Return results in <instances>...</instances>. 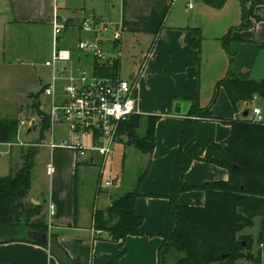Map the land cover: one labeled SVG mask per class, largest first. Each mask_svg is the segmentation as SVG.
<instances>
[{
	"label": "crops",
	"instance_id": "obj_1",
	"mask_svg": "<svg viewBox=\"0 0 264 264\" xmlns=\"http://www.w3.org/2000/svg\"><path fill=\"white\" fill-rule=\"evenodd\" d=\"M42 1L41 5L33 8L28 6L27 0H0V25L42 21L51 24L53 32L55 19L59 22L68 19L69 24L64 26V32L57 42L59 44L65 30L73 26L74 18H78L77 42L95 37L93 32L80 28L83 19H93L100 24L96 36L108 38L113 28L121 32L118 39L119 62L124 36L154 37L145 58L137 71L130 74L129 79L135 84L134 104L141 119L145 123L150 115L158 116V119L155 122L152 152L140 151L141 156L135 154V160L130 165L137 166L136 172L127 182L130 187L124 186L116 177L108 185L111 187L116 184L115 188H103L100 176L104 165H100L91 204L84 201L79 204L76 200L73 173L82 162H97L94 157L96 154L81 157L75 149L66 145L50 148L46 145L49 132L45 131L41 141H46L39 143L40 146L37 147L49 148V161L46 163L48 188L40 192L38 197L28 193V198L34 204H42L48 233L56 236L72 264H158V248L162 241L161 234L165 228L169 205L167 195L184 116L174 112L175 102H187L190 105L197 100L201 107L210 104L213 117L200 119L197 123L196 142L200 157L204 155L208 143L220 142L229 135L230 125L223 119L240 118L247 111L249 118L264 121L262 110L258 116L252 112L254 107L259 108L257 105L250 108L261 97H254L248 102L241 101L235 110L220 86L216 99L211 103L217 82L227 74L229 68L240 79L264 80V0H244L246 8L253 3L248 26L241 25L243 21L240 0H195L191 9L187 8L188 0H99V3L106 1L109 7L106 19H103L94 6L86 10V3L93 0H74L75 4H81V1L83 3L73 10L72 5H66L68 0H61V3L60 0H46L48 5L45 0ZM194 29H198L200 33L198 49L193 46ZM86 34L89 35L88 38H85ZM226 35L229 37L228 52L223 44ZM4 38L0 29V65L6 63V58H12V55L6 56ZM100 42L103 45L102 40ZM109 42V46L104 45V49L112 52L113 45ZM54 45L53 36L52 51ZM76 45L77 43L69 48L72 52L70 66L74 69L87 65L91 69V57L86 52L77 50ZM26 108L28 112V105ZM22 117L27 116H16L18 121ZM56 126L63 127L64 130L56 133ZM56 126L53 128L54 135L61 134L65 139V126ZM38 135V125L23 127L18 129L17 138L23 136L25 139L20 138L16 143L0 144V176L9 173L12 163L20 162L23 148L29 145L30 139L38 140ZM13 146L17 147L14 150L17 158L10 157L6 161L4 156L12 153ZM126 146L133 147L124 144V149ZM63 150L66 151L64 156L61 154ZM48 164L52 166L50 173L47 172ZM227 177L225 168L202 159L195 160L184 174V180L194 186L213 180H225ZM104 186L108 187L105 183ZM135 187L143 194L135 200L136 212L143 217L140 233L127 235L120 246L118 242L109 239L105 232L97 233L94 230L92 212L94 208L106 209L114 198ZM204 200V191L199 188L184 191L177 198L180 204L195 206L203 205ZM0 264L61 263L47 248L39 244L6 241L0 243Z\"/></svg>",
	"mask_w": 264,
	"mask_h": 264
},
{
	"label": "trees",
	"instance_id": "obj_2",
	"mask_svg": "<svg viewBox=\"0 0 264 264\" xmlns=\"http://www.w3.org/2000/svg\"><path fill=\"white\" fill-rule=\"evenodd\" d=\"M240 2L241 25L248 26L253 3L246 8L245 1ZM194 31L193 46L198 49L200 33L198 29ZM228 40L226 35L223 44L227 52ZM119 66L117 58L97 68H102L99 69L100 74L113 75ZM220 86L235 110L241 101L264 98V80L240 79L232 73L231 68L217 82L211 103L216 99ZM28 108L34 111L39 129L38 140H42L49 128L48 115L38 101L30 103ZM212 117L210 104L201 107L197 100L190 103L183 116L167 195L169 205L165 228L158 248V264H166L167 257L174 252L181 253L174 264H242L245 260L259 264L261 261L259 254L254 257L253 238L244 230L258 218L259 242L264 241V121L249 118L248 115L223 119L230 125L229 135L220 142L208 143L204 155L200 157L196 142L197 123L200 119ZM157 119L158 116H148L143 132L139 133L141 116L138 113L130 114L119 121L116 138L141 152L151 153ZM17 134L16 117L0 118V144L16 143ZM37 151L38 147L34 144L23 148L20 162L12 163L9 173L0 176V235L6 237L7 241L33 242L26 237L29 229L48 233L42 204H34L28 198L33 159ZM197 159L225 168L227 179L213 180L199 186L187 183L184 174ZM194 188L204 191L203 205H184L177 201L180 193ZM141 195L135 187L114 198L106 209L94 208L92 227L105 232L109 239L122 246L127 235L140 233L143 217L136 212L135 200ZM49 235L56 239L54 234ZM63 252L64 259L59 262L72 264L66 252ZM224 254L227 255L222 258Z\"/></svg>",
	"mask_w": 264,
	"mask_h": 264
},
{
	"label": "rangeland",
	"instance_id": "obj_3",
	"mask_svg": "<svg viewBox=\"0 0 264 264\" xmlns=\"http://www.w3.org/2000/svg\"><path fill=\"white\" fill-rule=\"evenodd\" d=\"M73 1L74 0H68V3L66 4L68 6L72 5V10L74 7H77V5H82L83 3L81 1V4H75ZM44 2L46 3V0ZM59 2L61 3V0ZM42 3V0H27L28 6L33 8H36V6H39ZM46 5L48 4L46 3ZM92 6L96 8V11L98 10V12L102 14L103 19H106L108 15L107 13L109 12V7L106 1L99 3V0H93V2L86 3L85 8L86 10H89ZM74 19L73 26H70L65 30L64 37L59 41V48H70L77 43L79 32L76 24L78 18ZM61 23L66 26L67 23L69 24V21L68 19H64ZM0 29L2 35L4 34L5 36L3 39V45L6 56L8 57L12 55V58H6V63L4 65H0V118H14L21 114H24L27 117L32 116L34 115V111L30 109L26 112V107L33 100H39L42 105H47L50 102L49 96L43 93L42 86L47 84L51 77L50 68L45 66L44 62L51 58L53 47L52 25L42 21H32L27 23L12 22L0 25ZM88 36L89 35L86 34L85 38H88ZM153 39V36L151 38L134 36L123 37L119 66V75L121 78L129 79L130 74L137 71V68L145 58ZM102 43V46L106 49L110 42L108 39H104L102 40ZM85 67L87 69L89 68L87 65H85ZM254 105H257L259 109L262 110V117L264 118V98L256 99L251 104L250 108ZM144 126L145 120L141 119L138 128L139 133L143 132ZM63 130V127H55L56 133ZM20 138L25 139L23 136ZM20 138H17V140ZM63 138L64 137H62L61 134L55 135L56 142H60ZM84 140L88 142L89 136H85ZM45 141L46 140L39 141L33 138L28 141L29 145L27 144L26 147L33 144L35 146H40L39 143ZM123 143V141L116 140L112 145L111 152L108 154L106 161L104 162L103 172L100 176V184L106 190L115 188L114 186H116V184L111 187H105L104 183L112 179L116 180V177L123 182L122 184L124 186L130 187L127 182L133 176V173L136 172L137 166L133 165V167H135L133 168L130 165H132V161L135 160V154L141 156V153L134 147L126 146V149H124ZM16 148V146H13L12 153L4 156L6 161H9L10 157L17 158L14 151ZM65 153L66 151L63 150L61 153L62 156H64ZM123 154H125V157ZM49 155V148L42 146L39 147L34 156L33 168L31 170V185L28 191L33 197H38L40 192H44L48 188L49 175L46 173V163L49 161ZM94 157L97 162L89 164L82 162L77 166L76 172L73 173L76 200L79 204H81L82 201L91 204L95 182L98 179L99 167L102 163L101 155H95ZM258 226L259 220L258 218H255L253 225L246 228L244 233L252 236V251L254 252V257L256 258L257 254H259L261 257L259 264H264V241H261V243L259 242ZM180 255L181 253L174 252L172 256L169 258L167 257L166 264H174L176 257H179ZM242 262V264H257L254 261L245 260ZM210 264L217 263L213 262Z\"/></svg>",
	"mask_w": 264,
	"mask_h": 264
},
{
	"label": "built area",
	"instance_id": "obj_4",
	"mask_svg": "<svg viewBox=\"0 0 264 264\" xmlns=\"http://www.w3.org/2000/svg\"><path fill=\"white\" fill-rule=\"evenodd\" d=\"M194 1L188 0L187 8L191 9ZM80 28L95 34L93 38L79 40L76 45L77 50L91 57V69L83 66L73 69L70 66L71 50L59 48L57 44L64 32V25L56 19L53 21L55 45L51 58L44 62L51 70V77L42 87L43 93L50 98L49 104L42 105L49 118V139L46 145L50 148L56 145L70 146L81 157L101 155L104 162L116 140L119 121L137 113L133 98L135 84L130 79L121 78L119 70L113 75L97 71L102 69L97 67H103L119 58V29L113 28L108 38L96 36L100 24L87 18L81 21ZM104 39L112 42V52L102 46L100 41ZM252 112L258 116L260 109L254 107ZM37 123L36 117H22L18 121V129L31 128ZM56 125H64L66 128V138L60 142L55 141L53 128ZM85 136H89L88 142L84 140ZM47 172H52L51 164L47 165ZM110 184V181L105 182L106 186Z\"/></svg>",
	"mask_w": 264,
	"mask_h": 264
},
{
	"label": "water",
	"instance_id": "obj_5",
	"mask_svg": "<svg viewBox=\"0 0 264 264\" xmlns=\"http://www.w3.org/2000/svg\"><path fill=\"white\" fill-rule=\"evenodd\" d=\"M188 107L189 104L187 102H175L173 110L175 113L185 114ZM246 114L247 111H244L243 115L246 116ZM26 237L31 239L34 243L47 248L49 252L58 260L64 259V252L61 245L55 238L50 237L49 233L29 229L26 231ZM7 240L8 239L6 237L0 235V243H4ZM226 255L227 254L222 255V258Z\"/></svg>",
	"mask_w": 264,
	"mask_h": 264
}]
</instances>
